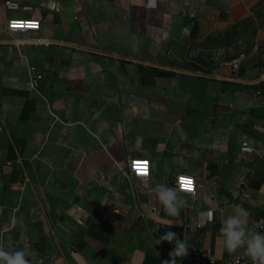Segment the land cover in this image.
<instances>
[{"label":"crops","instance_id":"1","mask_svg":"<svg viewBox=\"0 0 264 264\" xmlns=\"http://www.w3.org/2000/svg\"><path fill=\"white\" fill-rule=\"evenodd\" d=\"M14 18L40 28L10 31ZM180 175L196 192L181 190L174 218L151 188ZM237 205L264 233V0H0L6 250L31 264H162L174 244L156 240L173 231L228 264L242 250L227 253L219 229Z\"/></svg>","mask_w":264,"mask_h":264},{"label":"clouds","instance_id":"2","mask_svg":"<svg viewBox=\"0 0 264 264\" xmlns=\"http://www.w3.org/2000/svg\"><path fill=\"white\" fill-rule=\"evenodd\" d=\"M136 171L142 176H147L149 174L148 162L137 163ZM181 186L184 189H190L192 182L188 179H181L180 183L175 186L156 183L151 188L156 200L170 217L178 218L181 210L187 207V200L181 192ZM249 216L250 213L246 208L237 205L234 213L223 220L219 229L220 238L227 253L236 254L242 250V255L249 258L251 264H264V233L249 227ZM162 242L174 244L168 254L170 259L162 261V264H177L178 258H183L188 254L190 247L188 240L181 239L173 231L161 235L156 240V245ZM0 264H31V261L26 251L6 250L0 241Z\"/></svg>","mask_w":264,"mask_h":264},{"label":"built area","instance_id":"3","mask_svg":"<svg viewBox=\"0 0 264 264\" xmlns=\"http://www.w3.org/2000/svg\"><path fill=\"white\" fill-rule=\"evenodd\" d=\"M7 5L9 8L21 7L20 4H18L16 2H12V1H8ZM39 28H40V21H38V20L14 18V19H11L9 21L10 31L39 29ZM243 59L244 58L242 56H240V57L235 58V59L231 60L230 62H228V65L231 66L232 70L235 73H239L241 70ZM34 80H37V78H35ZM242 149L245 152H251L253 150V148L249 144V142H244ZM181 179H188V180H191V182H192V186L190 189H184L181 186L182 191L191 192V193L196 192V181H195V178L193 176H189V175L178 176L177 180L175 181L176 185H178L180 183ZM213 213H214L213 210H207L204 212H200L198 215V221H197L198 226H203V225H206L208 222L213 221V218H214ZM209 214H211V215L209 216ZM260 227H261V230L264 232V223L261 224ZM188 254H189V257L187 260L188 264H193L195 262L201 261L203 258L207 259L212 264L215 263L217 260L216 256L213 254V252H211V250L205 249L201 246H198L197 244L190 245L189 250H188ZM228 264H251V260L249 258L243 256L242 251H241L238 256L229 259Z\"/></svg>","mask_w":264,"mask_h":264},{"label":"water","instance_id":"4","mask_svg":"<svg viewBox=\"0 0 264 264\" xmlns=\"http://www.w3.org/2000/svg\"><path fill=\"white\" fill-rule=\"evenodd\" d=\"M201 261H202L203 263H205V264H210V262H209L207 259H205V258H203Z\"/></svg>","mask_w":264,"mask_h":264},{"label":"snow or ice","instance_id":"5","mask_svg":"<svg viewBox=\"0 0 264 264\" xmlns=\"http://www.w3.org/2000/svg\"><path fill=\"white\" fill-rule=\"evenodd\" d=\"M146 174V173H145Z\"/></svg>","mask_w":264,"mask_h":264}]
</instances>
